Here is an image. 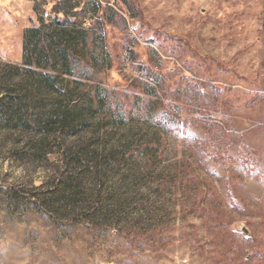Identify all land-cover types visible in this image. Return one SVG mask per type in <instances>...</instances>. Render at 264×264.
Segmentation results:
<instances>
[{
    "label": "rangeland",
    "instance_id": "374dc122",
    "mask_svg": "<svg viewBox=\"0 0 264 264\" xmlns=\"http://www.w3.org/2000/svg\"><path fill=\"white\" fill-rule=\"evenodd\" d=\"M245 156L264 0H0V264H264Z\"/></svg>",
    "mask_w": 264,
    "mask_h": 264
},
{
    "label": "trees",
    "instance_id": "16d2710c",
    "mask_svg": "<svg viewBox=\"0 0 264 264\" xmlns=\"http://www.w3.org/2000/svg\"><path fill=\"white\" fill-rule=\"evenodd\" d=\"M220 158H226V155H221V156H217L215 159L217 161L220 160ZM245 162V165H247V175H249L251 178H253L254 180L256 181H261V180H264V175L259 173L255 168L254 166H250V160H249V157H246L245 156V159L243 160ZM251 259H245V262L248 264L250 262Z\"/></svg>",
    "mask_w": 264,
    "mask_h": 264
}]
</instances>
